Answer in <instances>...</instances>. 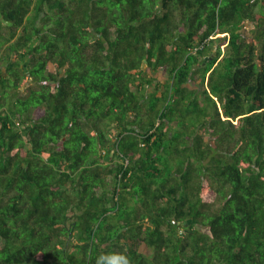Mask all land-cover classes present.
I'll return each instance as SVG.
<instances>
[{
    "label": "trees",
    "instance_id": "trees-1",
    "mask_svg": "<svg viewBox=\"0 0 264 264\" xmlns=\"http://www.w3.org/2000/svg\"><path fill=\"white\" fill-rule=\"evenodd\" d=\"M0 14V264H264V0Z\"/></svg>",
    "mask_w": 264,
    "mask_h": 264
},
{
    "label": "rangeland",
    "instance_id": "rangeland-1",
    "mask_svg": "<svg viewBox=\"0 0 264 264\" xmlns=\"http://www.w3.org/2000/svg\"><path fill=\"white\" fill-rule=\"evenodd\" d=\"M181 231H183V229ZM141 251L147 255L151 254V250L146 246H142Z\"/></svg>",
    "mask_w": 264,
    "mask_h": 264
},
{
    "label": "clouds",
    "instance_id": "clouds-1",
    "mask_svg": "<svg viewBox=\"0 0 264 264\" xmlns=\"http://www.w3.org/2000/svg\"><path fill=\"white\" fill-rule=\"evenodd\" d=\"M224 48V47H223ZM123 264H128V260H127V258H124L123 259Z\"/></svg>",
    "mask_w": 264,
    "mask_h": 264
},
{
    "label": "water",
    "instance_id": "water-1",
    "mask_svg": "<svg viewBox=\"0 0 264 264\" xmlns=\"http://www.w3.org/2000/svg\"><path fill=\"white\" fill-rule=\"evenodd\" d=\"M0 18H3L1 14H0ZM179 228L181 229V226H179Z\"/></svg>",
    "mask_w": 264,
    "mask_h": 264
}]
</instances>
